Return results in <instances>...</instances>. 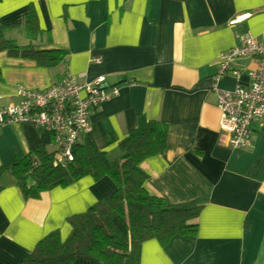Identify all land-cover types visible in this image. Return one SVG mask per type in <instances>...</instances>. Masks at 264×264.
<instances>
[{"label": "crops", "instance_id": "obj_1", "mask_svg": "<svg viewBox=\"0 0 264 264\" xmlns=\"http://www.w3.org/2000/svg\"><path fill=\"white\" fill-rule=\"evenodd\" d=\"M31 8L42 30L33 39L24 29ZM0 24L19 47L68 52L49 67L1 49L0 107L19 102L18 85L42 89L68 73L80 83L103 77L119 93L91 110L92 129L79 141L91 140L109 161L121 159L119 142L140 117L166 125L165 149L140 162L144 185L169 203L199 202L197 236L176 235L166 245L146 239L136 264H264V125L251 124L249 146L231 147L213 89L220 54L239 34L264 38V0H0ZM235 66L245 73L255 62L247 57ZM236 83L226 73L217 85ZM37 146L57 149L31 123L0 127V264H20L51 231L65 239L67 218L116 188L108 176L84 175L25 197L9 168ZM73 264L97 263L76 256Z\"/></svg>", "mask_w": 264, "mask_h": 264}, {"label": "trees", "instance_id": "obj_2", "mask_svg": "<svg viewBox=\"0 0 264 264\" xmlns=\"http://www.w3.org/2000/svg\"><path fill=\"white\" fill-rule=\"evenodd\" d=\"M24 29L31 39L42 33L34 9L26 14ZM0 24V50L28 56L44 66H54L65 58V49H37L33 44L19 47L3 35ZM167 127L157 120L140 117L137 127L119 142L123 154L109 161L104 151L86 139L72 147V159L63 162L58 150L37 146L19 157L9 168L23 195L38 198L41 192L91 175L95 180L110 177L115 190L84 212L67 218L71 230L65 239L54 230L42 237L20 264H73L76 256H85L97 264H136L139 244L156 238L166 245L178 235L194 240L198 230L201 204L196 200L169 203L145 188L147 173L140 162L165 149ZM5 169L0 167V175ZM1 190V185H0Z\"/></svg>", "mask_w": 264, "mask_h": 264}, {"label": "built area", "instance_id": "obj_3", "mask_svg": "<svg viewBox=\"0 0 264 264\" xmlns=\"http://www.w3.org/2000/svg\"><path fill=\"white\" fill-rule=\"evenodd\" d=\"M251 58L254 68L245 73L235 66L243 58ZM96 61H100L96 58ZM232 74L237 80L233 88L217 85L220 77ZM245 74V81L240 80ZM104 78L80 83L75 75L62 78L42 89L17 86L20 100L16 104L0 107V127L10 123H31L49 133L57 145L63 162L72 159L71 150L80 135L92 129L91 110L119 93L118 86L101 87ZM219 110V128L228 136L233 148H246L251 144L253 122L264 125V38L251 33L239 34L237 43L223 51L219 57L217 73L213 77Z\"/></svg>", "mask_w": 264, "mask_h": 264}, {"label": "water", "instance_id": "obj_4", "mask_svg": "<svg viewBox=\"0 0 264 264\" xmlns=\"http://www.w3.org/2000/svg\"><path fill=\"white\" fill-rule=\"evenodd\" d=\"M105 86H106V84H105V83H102V84H101V87H105Z\"/></svg>", "mask_w": 264, "mask_h": 264}]
</instances>
